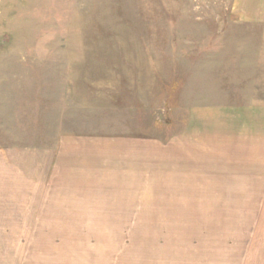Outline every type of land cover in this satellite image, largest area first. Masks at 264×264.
<instances>
[{"label":"rangeland","instance_id":"374dc122","mask_svg":"<svg viewBox=\"0 0 264 264\" xmlns=\"http://www.w3.org/2000/svg\"><path fill=\"white\" fill-rule=\"evenodd\" d=\"M134 141L150 148L154 167L97 168V158L115 159ZM258 149L264 0H0V222L17 218L19 183L27 218L33 182L44 192L66 162L70 180L215 181L225 193L227 181L264 180L249 162ZM218 203L224 214V194ZM220 214L196 222L158 212L137 221L135 237L120 233L119 253L91 258L227 264ZM15 242L0 231V264L18 263ZM127 246L145 247L148 258L128 260Z\"/></svg>","mask_w":264,"mask_h":264},{"label":"crops","instance_id":"0c3cea01","mask_svg":"<svg viewBox=\"0 0 264 264\" xmlns=\"http://www.w3.org/2000/svg\"><path fill=\"white\" fill-rule=\"evenodd\" d=\"M137 144L134 141L126 146L124 149L127 150L122 149L119 157L113 155L115 159L107 156L97 158L101 164L97 163V168L154 167L156 163L148 161L150 148H134V145H140ZM250 159L257 168H264V150H251L249 162ZM242 163L246 160L243 159ZM52 172L55 179L45 181L44 192L41 182H33L34 189H37L33 191L36 198L28 207L27 218L26 185L21 182L17 186L21 185L22 190L21 198L17 197L20 201L17 218L0 222L1 235L16 238L17 264H26L27 256L28 264L41 261L54 264L56 261H69L71 264L75 261L81 264L95 258L100 264V257L91 258L92 254L119 253L121 248H117L116 240L121 237L120 233L130 231L129 234L135 237L131 230L137 232L138 220L152 221L158 212H162V216L189 213L188 219L196 222L202 220V215L213 221L221 213L229 246L227 264H264V180L227 181L224 193L218 191L222 189L219 186L222 183L215 181L70 180L68 162ZM223 194L226 196L224 214L221 207L219 211L216 209ZM182 220L184 218L180 215L172 221ZM131 246L125 248L126 253L133 256H127L128 260H134L133 254L137 252L145 255L142 259L148 258L145 247L138 250Z\"/></svg>","mask_w":264,"mask_h":264}]
</instances>
